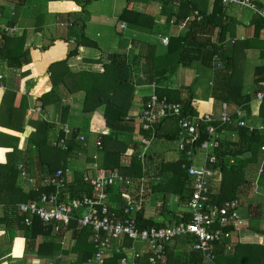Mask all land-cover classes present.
<instances>
[{
    "label": "trees",
    "instance_id": "16d2710c",
    "mask_svg": "<svg viewBox=\"0 0 264 264\" xmlns=\"http://www.w3.org/2000/svg\"><path fill=\"white\" fill-rule=\"evenodd\" d=\"M66 1L75 2L81 7V12L58 14L59 23L69 21L68 24L72 26L76 25L78 21L77 24H81L79 26L80 33L78 40L73 42L74 45L68 52L66 59L52 62L46 68L52 89L39 98L41 106L43 108L44 105L48 104L50 96L53 97L59 90L68 95L82 92L81 112L89 117L88 131L97 135L101 142L100 147L96 146L98 158L101 160V169L98 173L96 172V175L103 176L117 171L121 176L130 179L151 177L149 171L152 167L146 162V158H151L148 155L151 142L144 151L145 146H142L139 142H127L121 139L122 134L133 131L132 122L136 117V114L132 113L135 101V84L133 83L132 70H130L131 66L124 55L112 54L107 57V62L103 64V72L101 73L73 72L68 66V58L74 57L80 46L96 47V45L84 36L85 21L83 16L87 13L84 8L88 0ZM150 1L154 4H160L159 14L166 17L168 44L163 52H157L153 47L146 56L142 69L145 71L143 83L151 85L153 79L158 78L154 83V92L158 98H166L169 102L180 103L182 106L181 117L197 115L198 101L195 99L193 91L189 90L188 94L183 97L182 91L171 85L169 76L176 73L178 67L186 69L194 63H199L202 68L212 71L211 98L213 101L226 104L230 111L233 110L232 113L235 112V109H241L242 113H245V117H250V104L264 83V64L254 69V88L247 91L243 81V63L248 51H257L259 58H264V38L261 33L264 29V21L258 15L253 14L250 21V26L253 28L251 36L234 41L237 36L234 28L235 23L222 19L226 14L220 0L214 1L215 8L211 14H207L200 7L203 0H194L190 4H182L177 14L172 12L169 7L170 0ZM62 7L68 11L77 10L71 2L64 3ZM194 11L199 12L202 17L201 21H196L194 17L184 33L171 32L172 27H169L168 24L170 20L174 21L173 26L175 28L177 22H180ZM118 20L120 23L125 22L136 28L152 29L155 16L148 14L143 8H135L134 0H126V6ZM215 30L216 37L212 43L210 38L214 35ZM174 31L176 30L174 29ZM25 39V34L15 37L8 36L6 33L1 34L0 61L5 63L7 68L12 70L21 69L24 65L34 61L31 59L30 49L24 47ZM62 40L71 43L68 38H55L53 36L48 45L42 46L38 51L43 53L52 47L55 41ZM225 40H227V43ZM232 41L234 42L232 43ZM36 50L34 48V51ZM214 57H217L218 60ZM135 67L137 70L139 69L138 64H135ZM45 81L46 79L38 81L33 94L46 92L48 88L43 87ZM17 99L18 102H16ZM62 108L64 115L68 110V102L63 104ZM27 109L28 98L26 95L17 98L11 90L4 92L0 103V127L11 130L3 131L11 135L0 132V138L4 139H0V144H6L0 147L12 148L13 150L5 153L4 149H0V205L5 211V214L0 216V225L5 226L6 230L16 231L25 241L22 260L10 264L26 263L31 255L36 259L47 258L53 264H91L89 261L92 260L97 250L94 244L89 241L91 234L89 229L78 230L75 228V223L71 221L68 226L59 225V233L55 234L53 233L57 226L55 222L43 224L36 216L30 217L31 225L26 226L23 222L25 216L20 214L16 207L19 203L37 199L43 192L51 191L50 188H39L40 183L50 178L57 170L65 172L69 158L72 155H77L76 152H81V144H84V142L76 140L79 131L72 130L70 138L61 146L58 144V141L64 138V133L61 130L57 137V145L52 146L49 143V133L52 127L46 122L39 121L33 123L36 132L28 137L24 152L19 151L17 149L18 137H23L19 133H22L23 120ZM258 118L264 122V98L259 106ZM178 119L173 117L163 119L150 130L144 131L141 129L142 133L149 141L156 138L164 139L170 144L174 143L177 137ZM169 120L176 121V128L171 131L170 135L164 133V131L162 134L160 124ZM217 124V122H214L212 125L216 126ZM205 126V124H201L198 130L199 138L194 147V155L191 158H196L198 154L203 153L200 145L209 138ZM216 131L218 147L209 148L208 152L205 153L214 156L217 160L214 168L220 172V183L213 194L211 193V200L213 199L216 206H221L224 201L234 200L238 198L239 193L241 194V187L247 183L245 168L260 163L261 153L259 152L264 141V134L257 130L248 132L245 128L233 126H221ZM229 133L235 134V140H228L227 135ZM179 154L180 159L176 162L160 165L161 172H169L170 177L157 187L166 195H175L182 199L189 197L191 192L190 179L186 173V167L191 162L185 160L186 155ZM4 158H6L5 162ZM124 158L129 160L127 165L122 164ZM22 161L23 166L19 168L18 164ZM32 167L36 168L37 171L34 172ZM25 172L34 177L37 190L31 189L25 193L18 187L19 175ZM81 176L82 174H75L73 178L75 184L71 185L69 190L75 192L88 191L90 193L88 187L76 184V182L81 181ZM63 190L65 192V189ZM116 197L118 198V196ZM262 202L248 205V218L250 222L255 221L257 223L254 227L250 225L251 229L264 236ZM128 207L129 205L120 203L115 212L114 205H108L109 210H113L117 220H124L127 217L124 210ZM128 216L133 217L131 212ZM187 216L188 214L185 217L176 218L175 222L187 221ZM134 222L138 229L147 228L145 225L140 224L138 219ZM258 222H262V225ZM152 226L160 227L159 225ZM66 229L71 232L70 237L73 240L70 249L63 248L65 242L62 238L66 235ZM125 245H129V242H125ZM228 246L230 247L229 250H227ZM172 249L169 243L165 244L163 248L165 262L163 264H202L203 262L202 257L196 251H190L187 261L174 259L172 254H169ZM212 249L215 254L214 263L216 264H264V245L226 240L225 242L213 243ZM0 251L5 250L0 246ZM14 251L15 255L20 254L18 245H16ZM70 255H73L74 258H69ZM121 257L120 254L106 257L104 264H119ZM147 258L148 254H144L140 264H149Z\"/></svg>",
    "mask_w": 264,
    "mask_h": 264
},
{
    "label": "crops",
    "instance_id": "0c3cea01",
    "mask_svg": "<svg viewBox=\"0 0 264 264\" xmlns=\"http://www.w3.org/2000/svg\"><path fill=\"white\" fill-rule=\"evenodd\" d=\"M194 0H170L169 7L172 9V12L175 14L178 13L182 4H190ZM215 0H203L200 3V7L206 11L207 14H211L215 8L214 2ZM254 3L257 5H264V0H253ZM71 2L77 8V10H65L61 3ZM149 2V3H148ZM221 2V1H220ZM150 0H134V7L137 9L143 8L145 12L155 16L154 27L152 29H141L136 28L133 26H129L125 22H119V16L122 10L126 6V0H88V3L84 9H86V14L83 16L85 21V28H84V36L89 40L92 41L96 47H86L80 46L77 50V53L74 57L68 58V66L71 68L73 72H91V73H101L103 72V64L107 62V57L112 54L116 55H124L126 57V61L130 64L133 76V83L135 84L134 88V97L135 101L133 104V111L136 114L134 121L132 122V126L134 127L132 132L124 133L121 135V139L126 140L127 142H136L141 144L142 139H146V136L142 133L140 120L138 118L140 111L144 102L148 99V96L152 92L150 86L145 85L143 83V78L145 76V71L142 70L144 67V61L148 53L153 49H156L157 52H161V49L164 51L166 46H162L160 44V38L167 36L168 26H166V17L159 14L161 8L160 4H154L156 6V10L152 8ZM222 6L224 7L223 11L226 14L225 17L222 19L230 22L235 23V38L243 37L247 38L250 37L252 34L253 28L250 26V21L253 14L250 13L251 16L247 17V19L243 20L240 16L230 15L229 7H236L239 9L238 6H229L225 5L221 2ZM46 11L43 9V4L41 0H10L4 4H2L1 14H0V25L6 26L10 29H13L12 33H6L8 36H21L25 34L26 41H25V48H29L31 51V61L30 64L24 65L21 69L12 70L6 67L5 63L0 61V103L3 97V94L6 90H11L17 96V98L26 95L28 98V109L25 113V117L23 120L22 126V134L23 137H18L19 142L17 143V149L21 152H24L25 143L28 137L36 132L35 126L33 123L43 121L52 127L49 133V143L53 146V141L57 140L59 132L66 127L72 130H78L79 135L84 137V144L82 143V151L76 152L77 155H72L71 158L68 160L67 166V173L66 177L69 181H71L75 174H82L81 181L76 182L77 185H81L83 187H88L90 189V193L87 191H72L66 190L65 193L70 194V196L80 197L83 195H90L92 193L91 188L88 184L82 181V177L86 174L96 175L99 169H101V160L98 158L97 149H96V141L99 139L97 135L94 133H90L88 136H85L81 131V127L83 121H86L88 124L89 117L87 115L82 114L81 107H82V98L83 93H75L73 95H68L64 91H57L53 97L50 96L48 104L44 105L42 108L41 102L39 98L42 97L44 94L50 92L52 89V84L49 79V75L46 72V68L52 62H57L66 59L68 52L74 45V41L78 40L79 37V29L81 24L76 25H69L68 22L59 23L58 14H68V13H79L81 12V7L78 6L73 1H65V0H46ZM245 10V9H243ZM196 18V21H201V15L198 11H194L186 18L182 19L180 22H177L175 28L173 26L174 21L170 20L168 22L169 27L171 28V32H175L178 34H182L187 31V26L190 22L193 21V18ZM80 19V18H79ZM175 20V19H174ZM172 23L170 24V22ZM188 22L186 27L183 29H179L178 25L182 22ZM124 24V29L120 27L121 24ZM112 24V25H111ZM187 28V29H186ZM174 29L176 31H174ZM215 33L212 35L211 42H214ZM263 33V30L262 32ZM62 37L63 39H69L71 43H66L65 41H55L54 45L50 47L47 51L40 53L38 50L43 46H47L52 37ZM227 43V40H225ZM34 48L37 50L34 51ZM217 57H214V59ZM135 64H138L139 69L135 67ZM264 64V58H259L257 51H248L247 57L244 60L243 67H244V76L243 81L245 85V89L249 91L248 87L250 82L252 83V88H254L253 80L255 78L254 69L256 67H260ZM146 65V62H145ZM200 66L199 63H194L189 68H181L178 67L176 72L179 76L182 73L183 76L180 77L179 83L177 88L182 91V96L185 97L190 89H183L184 82L183 78L187 76L186 71L192 68L193 66ZM217 65V64H216ZM201 67V66H200ZM202 68V67H201ZM205 69V68H204ZM181 70V71H180ZM208 70V69H207ZM211 71V70H209ZM40 79H46L43 87L45 89L50 88L48 92H41L40 94H33L34 88L37 86L38 81ZM155 78L153 79V83L156 82ZM198 78L196 79V81ZM211 83H212V71H211V80L209 81V93L206 98H199V94L196 92L193 93L195 95V99L198 101V114L205 113V112H213L214 115H218L220 112V108L222 104L218 102H214L211 98ZM264 84V83H263ZM263 84L261 90H263ZM186 87V86H185ZM252 88L250 90H252ZM258 91V92H260ZM18 102V99L17 101ZM68 102V110L63 115V104ZM175 103V102H174ZM260 103L256 97L252 100L250 104V117L253 123H264L258 118V110ZM180 104V103H179ZM224 104V103H223ZM99 117V116H98ZM100 119V117H99ZM99 121V120H98ZM81 122V125L79 123ZM71 124V125H70ZM176 121L169 120L166 123L160 124L162 126L160 128L161 133H167L170 135L171 131L176 128ZM159 126V125H158ZM158 128V127H157ZM3 131H11L5 128L0 127V132L8 134ZM18 133V132H17ZM11 135V134H8ZM91 135V137L89 136ZM14 136V135H12ZM228 140H235V137H232L230 134L227 135ZM4 140V139H2ZM6 142V141H4ZM149 147L148 155L151 158H146V162L150 164L152 169L149 171V175L151 177L145 178H136L130 179L132 184L130 186H125L121 183L114 184L111 188L108 189L110 194L109 205H114V211L119 207L120 203H134L136 198L138 197V188L140 185V181L143 178V183L145 185V195L142 203V207L139 211L133 212L132 216L134 219H138L140 224L145 225L147 228L148 226L152 225H159L167 226V225H174L176 224V218L185 217L187 212L180 208V205H184L187 207V200L189 197H184L179 199L175 195H166L162 191L159 190L157 186L163 183L168 177H170V173H162L161 172V164L162 163H172L176 162L180 159V154L176 150V144L168 143L164 139H152ZM7 143V142H6ZM6 144H0V146H5ZM144 146V145H142ZM0 149H4L5 153L10 152L12 148L0 147ZM32 151V150H31ZM4 153V156H5ZM261 153V152H259ZM175 155L174 157L172 156ZM23 156V155H22ZM260 163L256 165V169L250 166L245 168L247 175L245 174V178L247 180V185L249 189L253 192L252 182L258 181V185L262 180V174H259L258 170L260 168L263 154L261 153ZM6 158H4V162ZM129 162L128 158H124L122 160L123 165H127ZM33 163V162H32ZM34 165V163H33ZM23 161L19 162L18 167L22 168ZM94 166V168H93ZM35 167V166H34ZM32 167L34 172L37 171L36 168ZM160 167V169H159ZM46 170V169H45ZM159 170V171H158ZM257 171V172H256ZM117 172V171H113ZM157 172V173H156ZM264 172V171H263ZM26 173V175H25ZM24 173V176L19 175V182L18 187L25 193L32 190H37V185L34 177L30 176L27 172ZM56 173V172H55ZM54 173V174H55ZM121 175L119 172H117ZM153 173V174H152ZM256 173V175H255ZM42 174V173H41ZM53 174V175H54ZM255 175V177H254ZM44 176V175H41ZM105 176V174L103 175ZM101 177V176H99ZM123 177V176H122ZM254 177V178H253ZM126 178V177H124ZM253 178V179H252ZM27 179L32 181H27ZM252 179L251 182L249 180ZM46 180V179H45ZM42 181L40 183L41 186L39 188H50L52 189L49 192H43L39 195L37 199L34 201H38L42 194H54L56 193V188L53 185H47L46 182ZM220 181H216L213 184L212 194L215 191V188L219 185ZM75 181L73 179V183L69 186L74 185ZM243 185L241 187L240 192L238 194V198H235L239 201L240 207L237 211L239 219L245 223L242 228L246 230L234 231L231 227L228 228L229 232H231V237L227 240L238 241L239 243H256L257 237L260 238L264 245V236L256 233L253 231L249 224L248 212L246 209L242 207L243 199L241 195H243V188L246 187ZM79 187V186H78ZM260 188L264 191V180H262L260 184ZM110 190V191H109ZM155 190V191H154ZM64 193L63 189L58 190V194L61 195ZM162 194L161 199H157V195ZM118 196V198L116 197ZM190 196V194H189ZM117 199V200H115ZM246 199V198H245ZM115 200V201H114ZM151 200L153 204H149L152 207V211L147 212L146 201ZM264 200V199H263ZM170 201L173 203V208H170ZM176 203H174V202ZM214 204L213 199L211 200ZM263 210H264V201L262 202ZM124 206V205H123ZM177 206V207H176ZM4 209L0 205V216L4 213ZM85 211H78L74 215L80 216L83 215ZM148 214V215H147ZM39 219V218H38ZM40 220V219H39ZM41 221V220H40ZM42 222V221H41ZM74 222V221H73ZM53 223V222H52ZM75 223V222H74ZM260 225L262 222H258ZM56 225H61L56 223ZM247 225V228H246ZM259 225V226H260ZM153 227V226H152ZM263 227V226H261ZM75 228L80 229H89V228H78L75 223ZM66 235L62 238L63 248L70 249L73 245V240L70 237L69 229H66ZM90 230V229H89ZM53 233H59V230ZM90 233L91 230H90ZM91 235V234H90ZM252 237V239H251ZM19 241V242H17ZM223 240L221 242H225ZM67 244L69 245L67 247ZM18 245V251L20 254L15 255L14 249ZM66 245V247H65ZM0 246L5 251H0V264H10L11 262H16L22 260L24 255V246L25 241L23 238L20 237L16 231H9L5 229V226L0 225ZM170 248H174L169 251V254H172L174 259H179L181 261H187L189 259L190 251H193L191 248V242L188 238H180L177 240L172 241L169 243ZM228 250V249H227ZM195 252V251H194ZM214 253V252H213ZM113 256V255H112ZM112 256H108L112 257ZM201 256V255H200ZM215 256V254H214ZM36 259L33 255L26 260V263L23 264H30L31 261ZM40 264H44L45 262H50L49 259H37ZM203 261V260H202ZM165 262V261H164ZM46 264V263H45ZM53 264V263H52ZM203 264V262H202Z\"/></svg>",
    "mask_w": 264,
    "mask_h": 264
},
{
    "label": "built area",
    "instance_id": "2783aa9c",
    "mask_svg": "<svg viewBox=\"0 0 264 264\" xmlns=\"http://www.w3.org/2000/svg\"><path fill=\"white\" fill-rule=\"evenodd\" d=\"M10 0H0V14L2 4ZM190 1V0H188ZM223 4L229 6H238L258 15L264 21V5H257L253 0H220ZM172 21L170 22V24ZM188 22L184 21L178 25L179 29L186 27ZM124 29L125 25H120ZM13 29L0 25V37L3 33H12ZM262 36L264 38V29ZM243 40V37L235 38ZM232 41V43L234 42ZM160 44L167 46L168 37L160 38ZM152 92L148 99L144 102L140 114L141 129L144 131L154 128L166 118H179L178 131L176 137V150L186 155L185 160L190 161L186 167V173L190 179L191 192L187 200L188 216L187 221H181L174 225L161 227H149L138 229L135 226L134 217L128 216L131 212L139 211L142 207L145 185L143 178L138 188V197L134 203H128V208L124 210L127 215L124 220H117L113 210H109L110 194L108 189L114 184L121 183L130 186L132 181L124 178L117 172H112L105 176H94L86 174L82 177V181L88 184L92 193L80 197L70 196L68 193L58 194L59 189L67 190L68 186L73 183L66 177L67 170H57L54 175L46 179L47 185H53L56 188L54 194H42L38 201H28L17 204L20 214L25 216L23 222L26 226L31 225L30 217H38L43 224L55 222L68 226L71 221L76 223L78 228H89L91 235L89 241L96 248L91 264H104L105 258L114 254H120L122 257L119 264H140L144 254H148L147 262L149 264L164 263L163 248L165 244L171 243L180 238H188L191 242L193 251L198 252L203 260V264L214 263V253L212 244L221 242L231 237L228 228L239 231V225H245L237 214L240 203L237 199L224 201L221 206H216L211 201V193L213 184L220 181V172L214 168L216 158L207 155L209 148L218 147L217 129L221 126H233L245 128L248 132L260 131L264 134V123H253L250 117H245L241 109L230 111L226 104H222L219 114L216 116L213 112H205L197 115H188L181 117L182 106L179 103L169 102L166 98H158L154 92V83L150 86ZM264 98L263 90L258 92L256 99L261 102ZM217 122L216 126L212 124ZM201 124H205L208 140L202 142L200 148L203 150V158H191L194 155V147L199 138V128ZM64 138L58 141L63 146L65 141L70 138L71 130L64 128ZM223 132V131H222ZM235 137L234 133H229ZM76 140L84 142V137L79 135ZM141 145H144V151L148 147L150 141L142 139ZM57 145V140L53 141V146ZM96 146L100 147V139L96 141ZM260 152L263 154L262 162L258 170L259 174L264 171V141L260 146ZM198 159V162L195 161ZM196 162V163H195ZM94 168V166H93ZM24 176V173H21ZM27 181H32L27 179ZM254 194L263 196L264 191H260L258 181L253 186ZM78 211H85L83 215L75 216ZM59 226L55 227L58 231ZM129 242V245H125ZM258 244H263L260 239ZM229 250L230 247L228 246ZM30 264H40L37 259L31 261Z\"/></svg>",
    "mask_w": 264,
    "mask_h": 264
},
{
    "label": "rangeland",
    "instance_id": "374dc122",
    "mask_svg": "<svg viewBox=\"0 0 264 264\" xmlns=\"http://www.w3.org/2000/svg\"><path fill=\"white\" fill-rule=\"evenodd\" d=\"M41 1H42V4H43V9L46 11V8H45L46 7V0H41ZM62 5H64V3H61V6ZM150 6H152V8H154L156 10V6L153 5V3H151ZM229 8H230L229 9V12H230L229 14L230 15L231 14L233 16L236 15L237 17L240 16L243 20H245V19H247V17L251 16L250 12H248L247 10L239 9V8H236V7H229ZM161 52H163L162 49H161ZM186 72L189 73V74H187V76L185 78H183L184 85L186 86V87L184 86L183 89H189V87H190V89H192L194 92H196L197 94L200 95L199 98H201V99L202 98L203 99L206 98V96L209 93V84L208 83L211 80V71H209L207 69H204V68H201L200 66L196 65V66H193L192 68L188 69V71H186ZM183 74L184 73H182L181 76H179L178 73L176 72V73H173V75L169 76V81H170L171 85L174 86V87H177V85L180 84L179 83V79H180V77L183 76ZM197 78H198V80L196 81ZM251 88H252V83L250 82L248 89L250 90ZM79 125H81V122L79 123ZM80 127H81V131L83 132V134L85 136H88V134H89V132H88V124H86V121H83L82 126H80ZM89 136L91 137V135H89ZM172 156L174 157L175 155L172 154ZM196 158H199V159L203 158V153L198 154V156ZM195 161L198 162L197 159H195ZM256 165L257 164H254L252 167H254V169H256ZM245 174L247 175L246 170H245ZM261 174L263 175L262 180H264V172L261 173ZM255 175H256V173H255ZM255 175H254V177H255ZM252 179H250L249 182H251ZM262 180L259 183V188H260V184H261ZM72 181H73V179L71 180V182ZM254 183H255V180L251 183L252 186H254ZM69 188H70V186H68L67 190H69ZM260 191H262L261 188H260ZM243 193L244 194L241 195V197L243 199L242 207L244 209H246L247 212H248V205H250V204H252V205L253 204H259L262 201H264L263 200L264 199L263 196H260V195H257V194H253V192L248 188V186L243 188ZM161 198H162V194H158L157 195V199H161ZM149 204H153V201H151V200L146 201V206H147V212L148 213H149V211H152V207H150ZM169 207L173 208L172 201H170V206ZM180 208L182 210L188 212V208L185 207L184 205H180ZM249 224L251 225V227H254V226L257 225V223L255 221H253V222L249 221ZM261 225H262V223H261ZM239 228H240V230H242V229L246 230L245 228H242V225H239ZM246 228H247V225H246ZM251 239H252V237H251ZM258 239H260V238L257 237V240ZM68 246L69 245L67 244V247ZM65 247H66V245H65ZM69 258H74V256L70 255ZM45 263L46 264H52L51 262H49V263L45 262Z\"/></svg>",
    "mask_w": 264,
    "mask_h": 264
},
{
    "label": "water",
    "instance_id": "95a60500",
    "mask_svg": "<svg viewBox=\"0 0 264 264\" xmlns=\"http://www.w3.org/2000/svg\"><path fill=\"white\" fill-rule=\"evenodd\" d=\"M50 90V88H48L47 90H46V92H48Z\"/></svg>",
    "mask_w": 264,
    "mask_h": 264
}]
</instances>
